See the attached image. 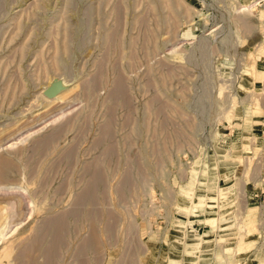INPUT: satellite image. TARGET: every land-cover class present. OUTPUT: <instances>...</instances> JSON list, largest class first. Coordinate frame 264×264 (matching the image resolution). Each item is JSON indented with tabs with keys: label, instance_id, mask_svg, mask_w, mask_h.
<instances>
[{
	"label": "rangeland",
	"instance_id": "obj_1",
	"mask_svg": "<svg viewBox=\"0 0 264 264\" xmlns=\"http://www.w3.org/2000/svg\"><path fill=\"white\" fill-rule=\"evenodd\" d=\"M0 264H264V0H0Z\"/></svg>",
	"mask_w": 264,
	"mask_h": 264
},
{
	"label": "water",
	"instance_id": "obj_2",
	"mask_svg": "<svg viewBox=\"0 0 264 264\" xmlns=\"http://www.w3.org/2000/svg\"><path fill=\"white\" fill-rule=\"evenodd\" d=\"M62 80L54 79L47 87H45L42 91V94L47 98L54 97L60 90L63 89L61 87Z\"/></svg>",
	"mask_w": 264,
	"mask_h": 264
},
{
	"label": "bare ground",
	"instance_id": "obj_3",
	"mask_svg": "<svg viewBox=\"0 0 264 264\" xmlns=\"http://www.w3.org/2000/svg\"><path fill=\"white\" fill-rule=\"evenodd\" d=\"M57 98H59V96L57 97ZM190 194V193H189ZM202 200V199H201ZM200 204L202 205V203L201 202H197V203H195V207H198V206H200ZM215 219V218H214ZM214 219L213 218H209L208 219V221L210 222V224H213V221H214ZM243 240V239H242ZM242 241H239L238 243H241ZM246 245V244H245Z\"/></svg>",
	"mask_w": 264,
	"mask_h": 264
}]
</instances>
